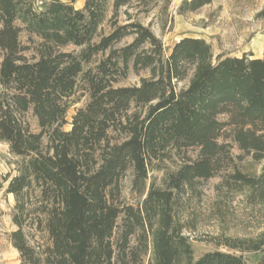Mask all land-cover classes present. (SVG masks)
<instances>
[{
  "label": "trees",
  "instance_id": "1",
  "mask_svg": "<svg viewBox=\"0 0 264 264\" xmlns=\"http://www.w3.org/2000/svg\"><path fill=\"white\" fill-rule=\"evenodd\" d=\"M75 1L0 0V142L18 157L0 191L15 199L20 264H145L151 246L152 264H248L246 251L264 264V234L194 262L188 240L171 235L179 196L201 180L220 175L217 191L264 207V168L250 175L235 162L264 160V52L215 58L206 39L183 37L166 53L139 18L159 0ZM211 2L183 0L179 13ZM131 69L149 76L118 85ZM78 93L88 100L65 129ZM174 156L179 166L146 191ZM128 172L137 205L121 199Z\"/></svg>",
  "mask_w": 264,
  "mask_h": 264
},
{
  "label": "rangeland",
  "instance_id": "2",
  "mask_svg": "<svg viewBox=\"0 0 264 264\" xmlns=\"http://www.w3.org/2000/svg\"><path fill=\"white\" fill-rule=\"evenodd\" d=\"M41 4L45 0H36ZM69 1V0H68ZM86 0H76L74 5L83 8ZM183 0H159V6L149 14L139 18L150 25L154 33L163 41L166 53L183 37H201L212 46L215 58L218 55L242 56L252 53L262 56L264 52V0H212L194 12L179 13ZM110 14L108 15L109 18ZM124 16H121L123 22ZM110 30L105 22L101 33ZM26 40V35L22 36ZM127 38L121 44L130 41ZM120 44V45H121ZM73 49L72 47L69 48ZM1 61V58H0ZM149 71L135 72L130 70L128 77L118 85H137L141 78L148 77ZM88 95L78 93L72 99L67 113L68 124L76 109L83 106ZM33 128L37 127L32 119ZM233 154L241 151L235 147ZM197 151L188 150L187 154L195 157ZM18 157L10 152L9 145L0 142V175L16 173ZM239 169L250 175L259 176L264 168V160L254 161L250 155L235 160ZM181 163V157L174 156L160 165L162 168L152 170L146 181V191L152 182L163 185L167 172L175 170ZM220 175L195 184L194 191L179 196L175 207L174 223L171 235L186 238L192 249V261H196L208 251L221 250L240 253L250 241L264 234V207L251 206L243 193L217 191L221 182ZM121 199L127 204L137 205L144 195L133 189V175L128 172L122 180ZM15 199L12 194L0 191V264H20V256L10 242L9 234L16 226L12 222ZM248 264H256L259 253L244 252ZM145 264H152V246L145 257ZM190 260L182 257L178 264H188Z\"/></svg>",
  "mask_w": 264,
  "mask_h": 264
}]
</instances>
